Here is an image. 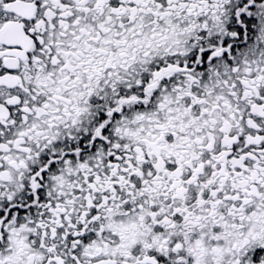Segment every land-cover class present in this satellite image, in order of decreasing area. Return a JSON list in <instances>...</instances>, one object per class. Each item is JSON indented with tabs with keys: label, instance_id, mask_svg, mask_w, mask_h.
Here are the masks:
<instances>
[{
	"label": "snow or ice",
	"instance_id": "snow-or-ice-1",
	"mask_svg": "<svg viewBox=\"0 0 264 264\" xmlns=\"http://www.w3.org/2000/svg\"><path fill=\"white\" fill-rule=\"evenodd\" d=\"M0 264H264V0H0Z\"/></svg>",
	"mask_w": 264,
	"mask_h": 264
}]
</instances>
